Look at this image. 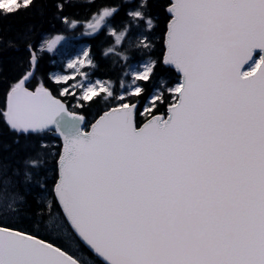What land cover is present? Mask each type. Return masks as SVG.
<instances>
[{
    "label": "snow or ice",
    "instance_id": "1",
    "mask_svg": "<svg viewBox=\"0 0 264 264\" xmlns=\"http://www.w3.org/2000/svg\"><path fill=\"white\" fill-rule=\"evenodd\" d=\"M47 7L111 38L114 76L90 48L42 74L72 37L0 32V121L29 142L0 160V264H264V0H167L163 29L154 0Z\"/></svg>",
    "mask_w": 264,
    "mask_h": 264
},
{
    "label": "trees",
    "instance_id": "2",
    "mask_svg": "<svg viewBox=\"0 0 264 264\" xmlns=\"http://www.w3.org/2000/svg\"><path fill=\"white\" fill-rule=\"evenodd\" d=\"M50 3L51 0H37V6L36 8H33L31 12L15 16L8 20L0 21V32H3L6 37H10L15 36L18 32H21L28 27H32L36 34H63L72 37V40L81 38V41L86 42L91 49L90 54H94L96 60L99 62L100 69L95 73V75L98 77L114 76V73L109 68V62L101 59L102 46L104 44L110 43L111 38L105 37L103 35L97 38L84 36L82 35L83 28H81L80 31L68 30L65 32L61 25L51 18L50 10L47 7V5ZM166 3L167 0H154V4L156 5L154 10L160 18L161 29L165 27L162 6ZM159 35L160 34L158 33L157 36L159 37ZM159 45L160 40L158 38L157 48L155 50L156 56L160 54ZM55 59L56 58L52 56L51 53L44 55L41 64L42 74L51 73L55 70L62 69L61 66H56L55 64L53 65ZM17 70L18 69L15 64L10 60L0 59V103L3 102L4 98L5 79H10L16 74ZM16 140L17 137L13 135V133L7 128L3 121H0V160H7L9 158L15 157L16 155L24 154L25 145L29 142L21 141L20 144H17L15 142ZM46 140L47 142L54 145L61 143L58 138L52 135H49ZM31 227L33 230H37L35 225H32ZM82 259L83 264H91L92 258L88 254H83Z\"/></svg>",
    "mask_w": 264,
    "mask_h": 264
},
{
    "label": "rangeland",
    "instance_id": "3",
    "mask_svg": "<svg viewBox=\"0 0 264 264\" xmlns=\"http://www.w3.org/2000/svg\"><path fill=\"white\" fill-rule=\"evenodd\" d=\"M84 49H88L87 45H85L84 43H81V42L76 43L75 41L70 40L68 42V44L65 46V50H63L61 54H59V55L55 54L58 58L57 63L62 64L63 69H64L66 60L74 57L78 52H80L81 50H84ZM62 71L63 70L55 71L53 73L61 74ZM69 71H71V70H69ZM77 79H79V77Z\"/></svg>",
    "mask_w": 264,
    "mask_h": 264
}]
</instances>
